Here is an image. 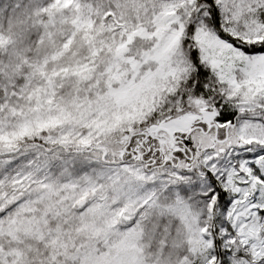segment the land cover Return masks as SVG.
<instances>
[{"label":"snow or ice","instance_id":"1","mask_svg":"<svg viewBox=\"0 0 264 264\" xmlns=\"http://www.w3.org/2000/svg\"><path fill=\"white\" fill-rule=\"evenodd\" d=\"M0 264H264V0H0Z\"/></svg>","mask_w":264,"mask_h":264}]
</instances>
